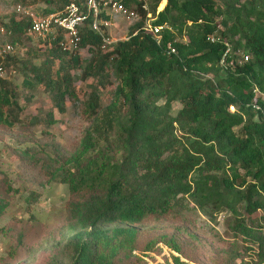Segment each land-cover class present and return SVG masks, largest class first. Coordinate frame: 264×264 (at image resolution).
I'll return each instance as SVG.
<instances>
[{
  "label": "trees",
  "instance_id": "1",
  "mask_svg": "<svg viewBox=\"0 0 264 264\" xmlns=\"http://www.w3.org/2000/svg\"><path fill=\"white\" fill-rule=\"evenodd\" d=\"M37 1L45 4L38 15H47L72 0ZM120 1L140 17L127 38L106 44L87 16L76 49H64L58 31L43 40V59L21 68L22 83L42 85L59 113L75 96L76 78L94 81L86 101L92 119L74 151L52 142V159L23 149L68 189L62 262H51L149 264L144 257L163 243L178 254L173 264H264V118L255 107L264 104V0H166L158 12L162 0H149L154 22L164 25L159 38L142 29L140 0ZM0 17V43L15 49L31 38L29 17L1 10ZM15 60L0 57L4 72ZM108 86L112 96L101 107L100 89ZM17 108L15 90L0 76L1 127L21 123ZM47 116L48 125L56 122ZM14 192L0 178V215ZM190 210L209 219L228 212L254 259L246 261L237 244L208 255Z\"/></svg>",
  "mask_w": 264,
  "mask_h": 264
},
{
  "label": "rangeland",
  "instance_id": "2",
  "mask_svg": "<svg viewBox=\"0 0 264 264\" xmlns=\"http://www.w3.org/2000/svg\"><path fill=\"white\" fill-rule=\"evenodd\" d=\"M23 1L20 4L35 14H39L45 6L44 2L37 0ZM165 4L166 0H162L158 7L162 9ZM0 10L3 14H9L13 12V4L0 1ZM132 23L124 14L113 16L107 29L111 42L127 38ZM46 47L43 40L23 36L12 52L16 59L15 66L7 67L3 74L15 90L19 106L16 111L21 123L12 128L0 126V178H5L16 189L7 198L8 206L0 215V264H53V257L62 262L60 250L63 240L58 230L65 223L67 186L52 182L40 167L42 162L29 161L23 149L40 154L50 152L52 159L55 157L51 152L52 142L67 152L74 151L92 119L86 101L94 81L92 78H76L73 84L75 96L66 98L65 111L59 113L42 85L28 87L22 83L23 62H40ZM81 53L83 58L89 56L84 49ZM71 72L80 74V70L73 69ZM112 81L116 83L114 76ZM111 96L109 86L100 89L101 107L110 102ZM179 108L180 105L174 103L172 113L176 114ZM48 113H53L55 123L47 124ZM185 215L195 225L194 232L208 255L224 253L237 244L246 261L254 259L253 251L246 247V241L231 228L228 212L223 211L214 219H209L199 210L186 211ZM159 249V252H150L144 257L148 263L173 264L172 256L178 254L163 243L159 244ZM181 259L185 260L183 257Z\"/></svg>",
  "mask_w": 264,
  "mask_h": 264
},
{
  "label": "built area",
  "instance_id": "3",
  "mask_svg": "<svg viewBox=\"0 0 264 264\" xmlns=\"http://www.w3.org/2000/svg\"><path fill=\"white\" fill-rule=\"evenodd\" d=\"M142 10L146 12V17L142 29L152 33L159 38L160 32L163 30V24L155 23L156 16L149 11V0H140ZM161 10L157 7V12ZM13 11L22 16L29 17L30 25L27 33L38 39L45 40L50 35L58 31L62 32V45L64 49L73 50L78 47L80 41L79 29L87 16L92 18L91 27L96 30L103 38L106 44H111L108 32V26L113 16L124 14L133 22L140 17L135 11L128 10L120 0H72L65 5L63 10L52 12L47 15H38L31 11L30 8L17 4ZM106 30V32H105ZM4 32V27L0 17V34ZM14 51L13 46L8 42L0 43V57L3 58L7 54ZM174 52L175 49L171 48ZM227 52V51H226ZM248 56H245L247 59ZM224 58H222V62ZM231 63V62H230ZM4 68L0 64V76H3ZM264 102V93H261ZM264 118V104L255 106ZM233 109V107H231Z\"/></svg>",
  "mask_w": 264,
  "mask_h": 264
},
{
  "label": "clouds",
  "instance_id": "4",
  "mask_svg": "<svg viewBox=\"0 0 264 264\" xmlns=\"http://www.w3.org/2000/svg\"><path fill=\"white\" fill-rule=\"evenodd\" d=\"M160 4V3H159Z\"/></svg>",
  "mask_w": 264,
  "mask_h": 264
}]
</instances>
